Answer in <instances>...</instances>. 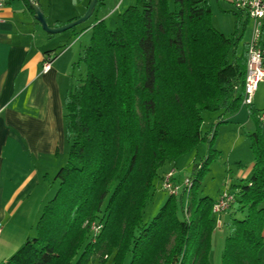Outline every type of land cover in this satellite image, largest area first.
Listing matches in <instances>:
<instances>
[{"label": "trees", "instance_id": "1", "mask_svg": "<svg viewBox=\"0 0 264 264\" xmlns=\"http://www.w3.org/2000/svg\"><path fill=\"white\" fill-rule=\"evenodd\" d=\"M120 22L91 25L76 62L84 73L63 98L68 148L57 187L34 234L0 264H89L97 254L112 264H210L214 199L200 193V178L215 151L216 126L203 133L201 124L205 111L220 120L241 106L247 21L238 18L225 35L211 24L209 0H133ZM246 106L253 162L249 177L230 188L220 264H264V108ZM201 142L207 154L192 164L188 190L168 194L144 220L162 166ZM93 221L101 224L94 242Z\"/></svg>", "mask_w": 264, "mask_h": 264}, {"label": "crops", "instance_id": "2", "mask_svg": "<svg viewBox=\"0 0 264 264\" xmlns=\"http://www.w3.org/2000/svg\"><path fill=\"white\" fill-rule=\"evenodd\" d=\"M88 1L78 0L77 7L63 15L43 10L47 24L59 26L80 16ZM212 1L220 10L231 8L230 0H209L212 18ZM104 16L95 13V20L81 24L79 29L49 33L23 0H8L3 7L0 20V262L33 235L41 209L51 198L48 170L53 168L57 174L67 157L63 98L74 79L83 75L84 64L76 63L77 59L89 42L91 25L100 19L106 24ZM262 37L264 43V22ZM49 55H53L49 69L43 71L42 63ZM257 95L258 88L254 106ZM223 118L222 115L220 120ZM174 167L175 164L162 166L160 186L162 174ZM227 219L226 212L220 215L218 228L226 229L225 235ZM262 234L264 237V228Z\"/></svg>", "mask_w": 264, "mask_h": 264}, {"label": "rangeland", "instance_id": "3", "mask_svg": "<svg viewBox=\"0 0 264 264\" xmlns=\"http://www.w3.org/2000/svg\"><path fill=\"white\" fill-rule=\"evenodd\" d=\"M37 2L39 3L42 11L49 10L52 14L58 15H63L64 13L67 14L70 11H73L78 4V0H37ZM130 3H132V0H106L105 4L101 8H99L100 5H98L95 13H98L99 16L105 15L104 17H106L105 20L107 27L113 29L120 26V14ZM115 5L116 7H114ZM110 8L114 9L110 11ZM212 9L213 18L211 11V24L225 35L230 34L234 30L235 22L239 17L241 19L240 22L244 23L243 16L236 12L232 5L230 10L223 11L214 6L212 1ZM108 10L110 12L106 15ZM94 20L95 14L91 15L83 23L89 24ZM83 23L77 24L75 27L79 29L80 25ZM68 30L67 32H70ZM250 30L251 23L247 22L245 24L242 42L249 39ZM262 68L264 70V57ZM257 88L258 100H255L256 104L254 107L261 111L264 108V78L258 84ZM239 109L232 114H223V119H229H222L223 121L219 120L217 112H203L201 124L202 132L205 133L207 131L214 130V126H216V135L212 143V148L215 150L212 155V160L208 164V169L200 178L201 194H208L212 198H216L219 196L220 191L224 188L230 189L232 184L237 183L241 178L247 177L250 173V167L253 162V154L249 146L248 133L254 129V123L248 114V108L246 105H241ZM207 150V142H201L198 144L196 149L183 153L177 158L174 167V180L177 184L182 186L184 178L186 176L190 177L192 164L203 159L207 154ZM48 171L49 174L47 181L48 186L51 189L50 194L52 197L57 187L56 172H54L55 170L53 168H50ZM164 173L162 175H164ZM167 195L168 193L160 186L158 178L155 181V187L153 188L152 195L143 209L142 218L144 220H148L152 217L157 212L160 205L164 202ZM226 214L228 215L230 212L227 211ZM225 232L226 229L218 228L217 224H215L211 234L210 264H220V255L223 248ZM259 256L261 261L264 262V246L260 249ZM105 259V262L101 263L100 256L98 254L93 255L89 264H112L111 256H108Z\"/></svg>", "mask_w": 264, "mask_h": 264}, {"label": "built area", "instance_id": "4", "mask_svg": "<svg viewBox=\"0 0 264 264\" xmlns=\"http://www.w3.org/2000/svg\"><path fill=\"white\" fill-rule=\"evenodd\" d=\"M7 1L8 0H0V20L2 19L1 12ZM230 2L233 9L243 16L244 21L246 20L251 23L250 37L247 40L246 48V72L241 89V105H248L253 102L257 86L264 78V70L262 68L264 57L262 37L264 0H230ZM114 7H116V5ZM51 60L52 55L46 56L42 63L43 71L49 69ZM258 116L260 119H264V111L259 112ZM174 176V168H170L164 173L161 179L162 189L172 195H176L182 187L188 190V186L191 184L190 177L186 176L181 186L175 182ZM233 200L234 196L229 188H224L220 191L219 196L214 200L212 204V213L215 215V224H217V226L221 224L220 215L229 208ZM100 229V223L91 222L90 230L92 233L91 240L93 242Z\"/></svg>", "mask_w": 264, "mask_h": 264}, {"label": "water", "instance_id": "5", "mask_svg": "<svg viewBox=\"0 0 264 264\" xmlns=\"http://www.w3.org/2000/svg\"><path fill=\"white\" fill-rule=\"evenodd\" d=\"M97 0H89L85 11L78 17L69 20L68 22L61 24L59 26H49L41 10V7L37 0L29 1V5L34 12V17L41 24L42 28L49 33L61 32L67 29L74 27L77 24L85 22L93 13L94 7L96 5Z\"/></svg>", "mask_w": 264, "mask_h": 264}]
</instances>
